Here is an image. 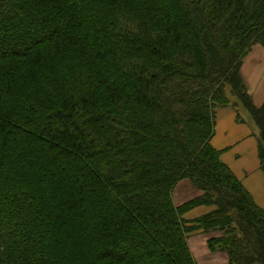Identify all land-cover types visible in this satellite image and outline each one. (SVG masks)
Instances as JSON below:
<instances>
[{
    "label": "trees",
    "instance_id": "trees-1",
    "mask_svg": "<svg viewBox=\"0 0 264 264\" xmlns=\"http://www.w3.org/2000/svg\"><path fill=\"white\" fill-rule=\"evenodd\" d=\"M254 44L264 0H0V264H196L211 231L228 264H264V209L210 144L237 108L264 175Z\"/></svg>",
    "mask_w": 264,
    "mask_h": 264
},
{
    "label": "crops",
    "instance_id": "crops-1",
    "mask_svg": "<svg viewBox=\"0 0 264 264\" xmlns=\"http://www.w3.org/2000/svg\"><path fill=\"white\" fill-rule=\"evenodd\" d=\"M253 58L256 63L251 61ZM241 74L253 104L261 106L264 101V54H249L243 60ZM258 143L256 128L244 114L238 113L237 108L230 105L217 108L210 144L220 152V159L240 180L256 204L264 209V175L259 164ZM202 210L203 207H198L189 213L197 215ZM215 232L190 237L189 247L196 264H228L225 252L210 251L207 247V238L216 235Z\"/></svg>",
    "mask_w": 264,
    "mask_h": 264
},
{
    "label": "rangeland",
    "instance_id": "rangeland-1",
    "mask_svg": "<svg viewBox=\"0 0 264 264\" xmlns=\"http://www.w3.org/2000/svg\"><path fill=\"white\" fill-rule=\"evenodd\" d=\"M263 48L264 47L261 44H254L253 46H251L250 50L245 55L244 59L249 54H264V49ZM256 56H258V55H256ZM254 58L251 61L253 63H256L257 60H255ZM253 63L250 64L251 68L254 65ZM196 194H198V192H196L195 188L193 186H191V184L188 183L187 181L182 180V181H179L177 183V185H176V187H175V189L173 191L172 198H173V201H174V203L176 205H180V204L185 203L186 201L192 199L194 196H196ZM190 237H192V235ZM105 241H106V239L102 240L101 246H99V247H103V246H106V245L109 244L108 239H107V244L105 243Z\"/></svg>",
    "mask_w": 264,
    "mask_h": 264
}]
</instances>
